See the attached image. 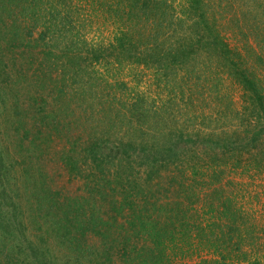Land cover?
<instances>
[{"label":"rangeland","instance_id":"374dc122","mask_svg":"<svg viewBox=\"0 0 264 264\" xmlns=\"http://www.w3.org/2000/svg\"><path fill=\"white\" fill-rule=\"evenodd\" d=\"M135 1L120 9L133 15L129 21V13L113 14L116 0H0V264H224L223 255L226 264H264V132L258 149L221 148L230 140L246 141L242 147L264 129V118L257 123L246 113L244 88L216 54L199 53L171 74L128 59L132 42H175L186 2L152 0L148 15ZM204 1L209 24L264 88V0ZM186 23L184 36L192 33ZM120 38L131 53L113 65ZM81 43L102 46L105 58L82 59ZM92 141L112 156L125 142L133 156L100 164L109 183L87 155ZM175 145L171 157L150 164L156 146ZM71 150L81 169L75 176L59 159ZM26 178L38 181V195L45 182L54 194H29ZM94 206L103 218L122 209L106 243L73 220ZM209 221L221 227L213 235Z\"/></svg>","mask_w":264,"mask_h":264},{"label":"trees","instance_id":"16d2710c","mask_svg":"<svg viewBox=\"0 0 264 264\" xmlns=\"http://www.w3.org/2000/svg\"><path fill=\"white\" fill-rule=\"evenodd\" d=\"M132 1L134 0H116V4L113 11V14H115L116 16H119L120 14L125 15L127 13H129L127 11V8L124 9V11L122 12L120 9L122 8L123 4L126 6V2L128 3V5L132 4ZM186 1L185 4H183L182 6V11H183V17L179 19L177 25H178V33L175 35L176 39L175 42H169L168 40L164 41V42H158V36H155L154 41L148 40L147 42L144 43V45H142V43H138V44H134L132 42V57L128 56V59H136L137 61H141L144 62L145 64L149 65H158L160 67H162L163 69H165L169 74L172 73V71H176L177 69H183V70H187L188 65L191 63V59L194 58L196 55L202 54L203 52H208L207 55H214L216 54L221 61H223L224 65L228 67L229 69V75L231 77H234L236 79H239V83L242 85V87L244 88L245 91V96L246 98L249 99L250 103H251V107L247 109L246 113L250 116V118H255L257 123H261L262 119L264 118V88H263V83L260 79H258L256 77V74L254 73H250V71L245 70L242 66H243V62H242V54L238 49H234L232 47H230V45L228 44V42L225 41V39L223 38L222 34H220V31L218 30L217 26L215 24H209V21L207 20V17L204 14V0H184ZM104 3V2H103ZM153 1L152 0H139V1H135V5H139L141 4L142 7V11H144L145 13H151L153 12L152 8H153ZM103 5V4H102ZM108 4H106L105 2V6H107ZM111 6V4H110ZM130 7V6H129ZM133 8H131L132 10ZM112 10V9H110ZM147 15V16H148ZM133 15L131 13H129L128 16V20H132ZM148 21V18H147ZM186 22H190L189 27L192 28V33H188L187 35L184 36V27L183 25H186L188 23ZM158 26L157 28L162 29L164 24L162 20H158V22L156 23ZM81 40V39H80ZM125 38H120L119 39V47L115 48V51L111 50V52L113 53V60L112 63L113 65L116 64H121L122 63V59L121 56L124 53H128L131 51H127V44L124 41ZM82 42H84L86 44V41L81 40ZM82 46H80V50L83 53L84 60H86L87 62H98L101 61L102 59L105 58L104 56V49L102 46L100 47H96V48H91V46H85V44L81 43ZM145 46V47H144ZM260 49H262V46H259ZM103 49V50H102ZM121 49L119 52H116V50ZM86 53V54H85ZM120 53V54H118ZM257 53V59L260 61H263L262 57L260 56V53ZM118 54V55H117ZM110 55H112L110 53ZM128 55V54H127ZM208 55V56H209ZM80 61V60H79ZM174 68V69H173ZM189 71V69H188ZM54 116H58L57 113L53 114ZM44 119V118H43ZM44 122V120H43ZM264 132V129L262 130L259 129V131L251 136L250 140L247 143L242 144L241 147V143L242 142H246V141H240L239 143L235 141L230 140V143H226L221 145V148L223 149H231V150H236L238 148L240 149H245V151H250L251 148H259L261 146V139L259 138L262 133ZM184 136H182L183 139ZM205 141V140H203ZM205 143L208 144L207 141H205ZM119 146L117 147V149H113L111 148V152L114 154V156L112 155H107L103 152H99L98 145L97 142L92 141L89 143L88 146H85L86 148V152L88 156H91L93 161H97L98 160V169H100L101 171V176H103V179L108 182V177L105 175V171L102 170L101 167V163L104 166L105 164L108 163V160L110 159V161H113L115 158L118 159V155H122V159H127V162H129L130 160H132L133 156L132 154H128L127 148L125 146V142H119ZM72 145L74 146V143H72ZM132 145V144H131ZM135 144L133 143V146H129L130 149L129 151H132L133 153L137 152V147H134ZM147 145H143V147H141L142 152L141 153H146L147 149H146ZM164 146L158 147L156 146V150H158L157 154H149L148 158L151 157V163L153 166L154 164H157V162L159 160H164L167 159L169 157H171L172 152L174 151V149H176L173 153H176V151H178L175 145L174 147H166L163 148ZM210 148H213L210 144L209 146ZM219 148V147H218ZM49 149V148H48ZM151 149L153 150L154 147H151ZM151 149H149V151H152ZM220 149V148H219ZM173 150V151H171ZM214 151L215 148H213ZM163 152V153H162ZM103 153V154H102ZM217 153V152H216ZM75 153H73V151L71 150L70 152H68L67 154L63 153L60 156V161L66 163L68 165V168L70 169V173L72 176H75L76 172H79V170H81L79 168V166L76 163V156L74 155ZM163 155L162 158H160V156ZM144 156V154H143ZM108 157V158H107ZM127 157V158H125ZM167 157V158H166ZM218 158V155L216 156ZM147 158V157H146ZM145 158V159H146ZM100 160V162H99ZM22 165H24L23 171H24V175H29L31 174L30 169H27L26 163L25 162H21ZM212 164V163H211ZM14 164H11V166ZM19 165V164H18ZM100 165V166H99ZM132 166V165H131ZM130 166V167H131ZM105 168V167H104ZM26 177V176H25ZM96 180L95 182L99 181V176H96ZM19 179V178H18ZM26 180H29V182H24L27 183V185H23L24 189L26 192H29V194L32 195H36V196H50L53 195L54 193L51 191L50 188H48L47 183L45 182V184H43V190L42 193L38 195V191H39V186H38V181L35 179H28L26 178ZM18 182V181H17ZM94 182V185L96 184ZM0 184H2V182L0 181ZM6 184H3L2 188L4 189V192L6 190L5 188ZM10 185V184H8ZM46 186V187H45ZM31 188V190H29ZM95 191V189H94ZM57 195V194H56ZM147 202V201H145ZM126 203V207H128L129 210L131 211H135V209L133 208V205L129 202L128 199L125 200ZM96 206H94L93 208H95ZM1 211V210H0ZM120 211H122V209H120L119 207L116 209L114 208L111 212H106L107 217L103 218V211L102 208H98L96 207L95 209L92 210V212L87 213L85 215H83V217L81 218V216L78 217V215L73 217V220H75L78 223V227L76 226V228L80 231L84 230V232L91 230L93 233L99 235L102 239L103 242H107V237H106V233L108 231V228L113 226L111 225V221L114 222L115 220L118 222V218H117V214L120 213ZM210 213L215 212L213 210V208H211V210L209 211ZM127 215H125L123 218L127 220ZM84 220V226L83 225V220ZM80 220V221H78ZM1 218H0V223H1ZM72 221V219L70 220ZM129 221V218H128ZM209 226L208 228L211 229L212 235L214 230L216 229H221L220 225L218 224V222L216 223H212V222H208ZM143 226H146L147 223H142ZM131 225H134V222L131 223ZM181 226V224H179ZM177 226V225H176ZM183 227V226H182ZM217 227V228H216ZM69 226H62V229H65V235L69 236V238L65 237L63 234L62 238H67V239H72L73 236H71V230H69ZM199 228V227H198ZM191 229V228H190ZM200 229V228H199ZM202 230V229H201ZM188 230H185V236H190L189 232H187ZM199 231V235L201 234L200 230ZM126 233H128V231H126ZM150 236H152L153 238H158L160 236V234H157V232L155 234H150ZM201 236V235H200ZM203 236V235H202ZM133 236H128L129 242L131 241V238ZM134 237L138 238L137 234L134 235ZM219 240H221L219 238ZM104 244V243H103ZM122 247V248H120ZM120 250L119 252V259H121V261L124 259V257L126 256L128 250L130 249V246H128V242L126 241L125 244L123 246H120ZM150 249V248H148ZM216 250L219 251L220 246L215 247ZM139 250H137L138 252ZM139 254V253H138ZM139 256V255H137ZM112 257V258H111ZM114 257V254L108 253L107 258L111 259L110 261H112V259ZM223 257H225L226 259H230L229 256H225L223 255ZM232 259V256H230ZM126 258V257H125ZM224 259V258H223ZM226 259H224L223 263L226 264ZM232 264V263H231ZM252 264H260L259 262H254Z\"/></svg>","mask_w":264,"mask_h":264}]
</instances>
